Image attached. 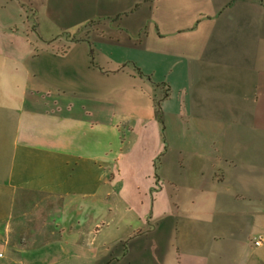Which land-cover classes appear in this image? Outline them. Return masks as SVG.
Returning a JSON list of instances; mask_svg holds the SVG:
<instances>
[{"label": "crops", "instance_id": "1", "mask_svg": "<svg viewBox=\"0 0 264 264\" xmlns=\"http://www.w3.org/2000/svg\"><path fill=\"white\" fill-rule=\"evenodd\" d=\"M259 232L264 0H0V264H264Z\"/></svg>", "mask_w": 264, "mask_h": 264}, {"label": "built area", "instance_id": "2", "mask_svg": "<svg viewBox=\"0 0 264 264\" xmlns=\"http://www.w3.org/2000/svg\"><path fill=\"white\" fill-rule=\"evenodd\" d=\"M251 241H252L253 245H255V246H260V245L264 244V233L259 232V233L254 234L251 238ZM2 256H3V252L0 251V257H2Z\"/></svg>", "mask_w": 264, "mask_h": 264}, {"label": "rangeland", "instance_id": "3", "mask_svg": "<svg viewBox=\"0 0 264 264\" xmlns=\"http://www.w3.org/2000/svg\"><path fill=\"white\" fill-rule=\"evenodd\" d=\"M33 27V26H32ZM156 186H157V184H155V186H154V188H153V191H154V189H156ZM110 200V199H109ZM106 206H108V204L106 203V204H103V209L106 207ZM149 217H150V215H149ZM151 219H152V217H151ZM150 218H149V220L151 221V222H156V220L155 219H152L151 220ZM1 251V250H0Z\"/></svg>", "mask_w": 264, "mask_h": 264}]
</instances>
